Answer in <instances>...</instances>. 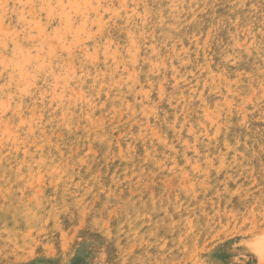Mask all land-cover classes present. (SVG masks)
Listing matches in <instances>:
<instances>
[{"label":"rangeland","instance_id":"rangeland-1","mask_svg":"<svg viewBox=\"0 0 264 264\" xmlns=\"http://www.w3.org/2000/svg\"><path fill=\"white\" fill-rule=\"evenodd\" d=\"M263 132L264 0H0V264H264Z\"/></svg>","mask_w":264,"mask_h":264},{"label":"bare ground","instance_id":"bare-ground-1","mask_svg":"<svg viewBox=\"0 0 264 264\" xmlns=\"http://www.w3.org/2000/svg\"><path fill=\"white\" fill-rule=\"evenodd\" d=\"M246 3V2H245ZM212 6V5H211ZM34 10H35V8H34ZM90 12V11H89ZM161 13V12H160ZM185 13V12H184ZM182 14V13H181ZM10 15V14H9ZM11 16V15H10ZM41 19V18H40ZM101 19V18H100ZM10 20V19H9ZM97 20V19H96ZM131 20V19H130ZM238 21V20H237ZM107 26H108V24H106ZM102 28V27H101ZM203 28V27H202ZM102 31V30H101ZM18 40V39H17ZM257 41V40H256ZM119 42V41H118ZM248 47V46H247ZM85 81H86V79H85ZM135 83V82H134ZM11 84V83H10ZM22 126V125H21ZM242 126V125H241ZM20 127V126H19ZM229 130V129H228ZM264 133V132H263ZM71 138V137H70ZM36 142H38L37 140H36ZM160 142V141H159ZM226 142V141H225ZM159 144V143H158ZM254 165V164H253ZM256 165V164H255ZM254 167V166H253ZM218 168V167H217ZM219 169V168H218ZM260 174V173H259ZM235 182H236V180H235ZM239 183V182H238ZM242 185V184H241ZM233 187V186H232ZM16 206V205H15ZM12 211V210H11ZM41 212V211H40ZM195 212V211H194ZM37 213V212H36ZM6 214H8V213H6ZM14 215H15V213H14ZM9 216V215H8ZM15 217V216H14ZM49 217V216H48ZM4 218V217H3ZM7 218V217H6ZM19 218V217H18ZM8 219V218H7ZM15 219H16V217H15ZM9 220V219H8ZM11 220V219H10ZM5 221H6V219H5ZM20 221V220H19ZM22 221V220H21ZM1 222V221H0ZM19 223V222H18ZM9 225V224H8ZM48 225V224H47ZM15 226V225H14ZM18 226V225H17ZM12 227V226H11ZM17 228V227H16ZM12 229V228H11ZM10 229V230H11ZM14 229V228H13ZM22 230V229H21ZM3 235H4V233H3ZM17 236V235H16ZM19 240V239H18ZM20 241V240H19ZM160 241V240H159ZM1 242V241H0ZM16 243H17V241H16Z\"/></svg>","mask_w":264,"mask_h":264}]
</instances>
